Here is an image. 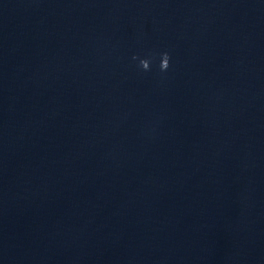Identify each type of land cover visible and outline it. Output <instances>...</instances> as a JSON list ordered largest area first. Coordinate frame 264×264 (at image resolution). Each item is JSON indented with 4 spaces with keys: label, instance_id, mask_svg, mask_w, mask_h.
Returning a JSON list of instances; mask_svg holds the SVG:
<instances>
[{
    "label": "clouds",
    "instance_id": "obj_1",
    "mask_svg": "<svg viewBox=\"0 0 264 264\" xmlns=\"http://www.w3.org/2000/svg\"><path fill=\"white\" fill-rule=\"evenodd\" d=\"M160 63L159 69L161 72H167L171 66V54L168 51L161 52L160 54ZM132 59L139 60V68L143 71H149L151 68V59L150 58H139L138 56H133Z\"/></svg>",
    "mask_w": 264,
    "mask_h": 264
}]
</instances>
